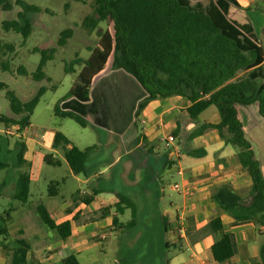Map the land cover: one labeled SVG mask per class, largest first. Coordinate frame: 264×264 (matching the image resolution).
<instances>
[{"label":"trees","instance_id":"obj_1","mask_svg":"<svg viewBox=\"0 0 264 264\" xmlns=\"http://www.w3.org/2000/svg\"><path fill=\"white\" fill-rule=\"evenodd\" d=\"M91 9L82 21L83 29L89 34L97 31V45L90 55L79 56L66 64L65 71L73 72L79 66L77 82L67 96L54 106V114L63 119H72L82 127L89 125L85 117L101 125L98 115L106 107L98 96L103 90L104 97L117 100L120 95L133 97L137 106L133 116L139 117L148 103L157 98L180 96L188 104L186 112L193 121L211 106L218 110L217 123L203 122L189 133V139L215 130L224 137L225 143L236 150V159L246 169L252 185L251 194L242 198L229 185H224L215 193L219 206L234 221L231 226L252 222L256 227H264V176L261 163L256 158L251 143L247 140L244 125L239 118L238 108L258 104L264 120V47L250 24H240L231 17L232 7L238 6L235 0H208L193 5L190 0H73ZM21 9L15 20L3 21L6 32L20 34L27 40L31 34L33 21L28 16L40 12V8L28 0H0L3 11ZM101 23H113L110 29L101 30ZM73 29L61 32L58 46L64 47L73 36ZM15 51L13 43L0 40V69L11 71L10 59L5 57ZM41 60L35 72L34 81H51L44 71L47 63L53 61L57 49L35 48ZM110 59L111 74L103 75ZM18 74L28 76L25 67L20 66ZM14 73V72H13ZM125 77L126 79H123ZM96 78H100L94 83ZM118 81H121L117 83ZM9 101L10 114L0 115V124L5 129L17 126L19 137L3 132L0 134V172L6 171L16 177L15 193L12 202L21 205L28 203L31 195L30 163L24 158L26 143L22 137L30 127L31 116L39 104L47 87H39L30 99L22 100L5 83H0ZM103 104V105H102ZM128 109L129 117L133 110ZM59 130L55 132L53 148L62 149L66 161L76 175L87 176L86 161L95 146L79 149ZM188 156L203 157L204 148L185 149ZM44 161L59 166L60 160L54 154H46ZM2 186H7V181ZM61 182L48 184V197L60 195ZM93 195L84 196L83 203H90ZM43 224L59 233L62 239L72 236L69 221L57 223L46 209L45 202L36 206ZM114 223L119 226V215L131 210L132 219L126 226L134 227L136 205L129 198L120 196L115 207ZM14 210L12 203L0 211V249L10 252L9 264H29L31 248L27 241L20 239L12 246L8 240V222ZM207 233H219L220 237L212 246V254L218 262L236 264L237 254L235 235L226 231L222 221L212 220L205 228ZM260 250L261 264H264V233ZM168 246L167 248H169ZM62 264H80L75 254L62 260ZM121 264H130L123 262Z\"/></svg>","mask_w":264,"mask_h":264},{"label":"crops","instance_id":"obj_2","mask_svg":"<svg viewBox=\"0 0 264 264\" xmlns=\"http://www.w3.org/2000/svg\"><path fill=\"white\" fill-rule=\"evenodd\" d=\"M190 1L196 5L208 0ZM235 1L238 6L233 5L231 17L240 24H250L256 35L257 22H261L264 39V0ZM260 42L264 47L263 41ZM99 80L96 78L94 83ZM98 96L106 106L98 115L101 125L94 124L88 116L85 119L89 125L81 126L83 130L70 129L66 128L69 124L65 121L72 119L58 117L61 122L57 125L41 129L30 125L21 134L26 143L24 158L30 163L31 195L28 203L12 202L16 177L8 173L0 177V211L14 204L8 222V240L12 246L20 239L29 243V264L36 262L35 253L41 256L36 264H62L70 254H75L82 264L81 257L88 258L87 253L93 250L95 243H101L102 234H106L107 240L109 233L125 230L128 222L123 221L121 215L118 216L120 225L114 223L120 196L129 198L136 205V223L131 227L134 229L139 222L138 198L150 200V208L158 217L163 233L172 235V239L164 243L166 248H175L168 264H229L216 261L212 254V246L220 234L205 232L208 224L217 218L227 232L235 235L236 264H261L264 227L258 228L252 222L231 226L234 218L215 199V193L224 185H229L244 199L251 194L249 174L236 159L235 148L225 143L229 134L225 130L224 137H221L208 130L189 139V133L198 124L210 122V113H216L219 121L217 108L211 106L198 121H193L186 112L188 104L182 97L157 98L150 101L136 118L133 114L137 102L132 96L123 94L117 100L106 99L103 90ZM132 108L134 111L129 117L128 109ZM238 112L244 132L247 126L251 129L256 127L255 120H263L258 104L240 106ZM11 128L17 131V126ZM87 129H91L92 134H88ZM57 130L79 149L96 147L86 161L87 176L74 174L63 150L53 148ZM169 135H173L175 141L167 148L164 139ZM200 148L206 151L203 157L188 156L184 152L185 149ZM46 154H54L60 165L47 164L44 161ZM261 170L264 176L263 163ZM4 181H7V186L3 187ZM41 181L61 182L60 195L49 198L48 191L41 193L38 186ZM176 183L183 186V192L172 188ZM167 188L172 193H167ZM91 195V202L83 203L82 198ZM39 201L45 202L46 209L57 223L70 222L73 233L69 239H62L57 231L43 224L36 209ZM128 210L122 215H126ZM175 233H179L181 244L174 242ZM62 251L65 255L61 254ZM115 260L120 264L129 263L119 255ZM10 261V252L7 254L0 249V264H9Z\"/></svg>","mask_w":264,"mask_h":264},{"label":"rangeland","instance_id":"obj_3","mask_svg":"<svg viewBox=\"0 0 264 264\" xmlns=\"http://www.w3.org/2000/svg\"><path fill=\"white\" fill-rule=\"evenodd\" d=\"M28 2L39 7L40 12L28 16V19L33 21V26L27 40H24L20 34L6 32L2 28L3 21L17 19L21 9L15 7L12 11L6 12L0 8V40L13 43L15 46V51L5 57V59H10L11 70L14 73L0 69V83H5L24 101L34 96L39 87L45 86L48 88L30 119L33 127L41 129L43 126H54L61 122V119L54 115V106L59 100L67 96L71 87L78 80L79 66L75 65V70L67 73L65 71L66 64L73 62L77 56L86 59L90 55L91 49L97 45L99 38L97 31L89 34L82 27L83 19L91 13L88 5L73 0H28ZM262 26L261 22H257V37L260 41H263L264 45ZM67 28L73 29V36L68 40L66 46L59 47L58 40L61 32ZM100 29H110L113 32V23H101ZM53 47L57 49V53L53 61L48 62L44 68L51 81H34L31 74L36 71L41 60V54L33 50L35 48ZM20 66L25 67L28 76L16 72ZM111 69L112 59H110L103 75H110ZM9 114V101L5 96V90L0 89V115ZM208 121L217 122L216 113H210ZM65 122L69 124L66 128L71 129V127H74L77 130H83L74 120ZM255 122L256 127L254 129L249 126L246 127L245 135L252 145L256 158L261 164H264V120L258 122L255 120ZM5 131L14 136L17 135L15 129L11 127L5 129L4 125L0 124V134ZM210 131L221 136L215 130ZM86 132L92 134L91 129H87ZM6 174V171H2L0 177L6 176ZM49 183L41 181L38 184L41 193H47ZM166 192L172 193L169 188ZM150 203V200L146 201L138 198L139 222L137 227L134 229L126 226L125 230H118L117 234L115 232L109 233L107 240L95 243L93 250L87 253L88 258L81 257L82 264H109L113 263L118 255L131 264H168V260L174 255L175 248L172 246L166 248L164 243L171 240L172 235L163 233L158 217L152 213ZM121 219L125 222L131 221V210H128L126 215H121ZM178 234H174V242L181 244L180 240L182 239ZM62 253L65 255L64 251ZM185 253L188 254L187 251ZM34 257L36 262L33 261V264H36L41 256L35 253ZM38 264L40 263L38 262Z\"/></svg>","mask_w":264,"mask_h":264},{"label":"built area","instance_id":"obj_4","mask_svg":"<svg viewBox=\"0 0 264 264\" xmlns=\"http://www.w3.org/2000/svg\"><path fill=\"white\" fill-rule=\"evenodd\" d=\"M175 141V138L173 135H169L167 136L165 139H164V143H165V146L167 148H169ZM172 188L176 191V192H183L184 191V188L181 184H173ZM107 238L106 234H102L100 239L101 240H105ZM109 264H120V262L118 260H114L113 263H109Z\"/></svg>","mask_w":264,"mask_h":264}]
</instances>
